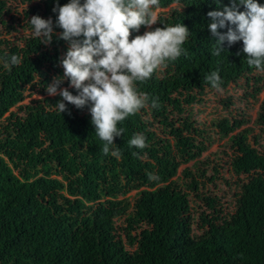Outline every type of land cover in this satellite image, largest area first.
I'll use <instances>...</instances> for the list:
<instances>
[{"label": "trees", "instance_id": "16d2710c", "mask_svg": "<svg viewBox=\"0 0 264 264\" xmlns=\"http://www.w3.org/2000/svg\"><path fill=\"white\" fill-rule=\"evenodd\" d=\"M69 2L0 0V264H264V71L242 41L211 54L207 13L232 0H159L157 23L131 30L182 23L188 54L137 82L161 106L120 122L107 156L88 106L63 101L61 114L46 91L62 77L78 94L52 11ZM34 15L53 20L50 44L33 36ZM217 68L220 90L204 80ZM137 134L142 150L127 143Z\"/></svg>", "mask_w": 264, "mask_h": 264}, {"label": "clouds", "instance_id": "9594fccd", "mask_svg": "<svg viewBox=\"0 0 264 264\" xmlns=\"http://www.w3.org/2000/svg\"><path fill=\"white\" fill-rule=\"evenodd\" d=\"M241 5L244 10H240ZM158 7L159 0H83V3L70 0L52 9L58 12L55 25L62 29L57 38L69 43L61 60L64 77L69 78L70 87L78 94L60 88L62 77L49 84L46 91L62 97L56 103L61 114L68 111L63 101L78 109L88 106L91 123L97 137L104 142L102 152L106 156L114 137L125 132L123 127H118L120 122L139 112L149 99L153 108L161 106L158 97L150 98L138 92L137 82H146L155 71L167 67L168 62L188 54L182 46L190 31L182 23L156 27L129 39L131 30L138 32L142 25L151 28L157 23L158 14L154 9ZM207 16L210 18L208 28L215 38L213 56L220 57L226 51L225 41L229 46L242 41L247 64L264 71V4L259 0H232L231 6L209 11ZM29 22L33 36L45 45L50 44L55 35L51 17L44 19L34 15ZM224 28L226 32L219 31ZM6 63L18 65L21 59L13 54ZM204 80L220 90L219 68L207 74ZM127 143L130 148L141 150L147 146L142 134L134 135ZM111 154L120 156L118 150ZM133 155L138 153L133 152ZM147 175L149 180L158 179L151 173Z\"/></svg>", "mask_w": 264, "mask_h": 264}, {"label": "rangeland", "instance_id": "374dc122", "mask_svg": "<svg viewBox=\"0 0 264 264\" xmlns=\"http://www.w3.org/2000/svg\"><path fill=\"white\" fill-rule=\"evenodd\" d=\"M156 12H157V14H159L160 12H162V11H164V10H167V9H160V8H157V9H154ZM230 92H235L234 90H230ZM263 95V93H261L260 94V96H262ZM41 96V94H35V95H33L31 98H28L26 101H29L30 99H33V98H38V97H40ZM258 105H259V103H255V106L252 108V109H250V110H248L249 112H250V114H251V116H252V120H253V118L255 117V115H256V110H257V108H258ZM214 108H215V103H213L211 106H210V108L208 109V111H211V110H213L214 111ZM204 116L205 115H207V113L206 112H204V114H203ZM218 147V144H215V145H213V147L211 148V150L212 151H214L216 148Z\"/></svg>", "mask_w": 264, "mask_h": 264}]
</instances>
